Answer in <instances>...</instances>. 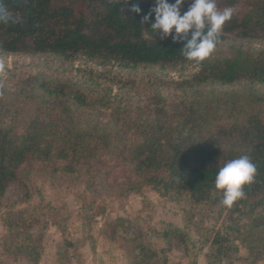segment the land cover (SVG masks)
Wrapping results in <instances>:
<instances>
[{"label":"trees","instance_id":"obj_1","mask_svg":"<svg viewBox=\"0 0 264 264\" xmlns=\"http://www.w3.org/2000/svg\"><path fill=\"white\" fill-rule=\"evenodd\" d=\"M133 2L142 10L139 15L125 8L123 0H0V55L49 57L52 62L44 65L50 72L44 68L32 72L15 89L0 75V199L13 183L28 189L19 178L27 161L63 162L56 170L84 176L93 194L80 214L89 231L94 213L89 217L86 213L106 191L97 168L100 156L108 153L122 159L134 176L120 194L148 187L183 206L186 229L157 232L167 247L140 245L134 250L133 264H167L172 240L185 246L188 227L203 236L207 264H221L239 249L241 235L235 226L240 220L247 219L252 228L264 226V215L255 213L264 206V45L252 46L258 38L254 27L264 35V0H216L218 11L228 7L235 11L224 24L214 52L194 65L196 70L189 76L171 80L184 100H195L186 111L188 117L170 119L164 87L154 92L152 119L151 115L132 118L126 111L127 120L118 124L126 110L121 104L132 87L131 73L155 66L193 65L181 54L179 43L170 37L159 39L150 24L140 23L152 0ZM241 2L243 11L237 8ZM76 3L84 4L87 11L78 14ZM234 33L241 42L223 47ZM176 99L170 104H176ZM20 103H32L35 111L18 132L15 110ZM110 109L116 117L104 122L101 114ZM93 110L95 115L89 113ZM121 125L136 130L129 145L115 151L126 141ZM241 155L251 159L256 173L244 186L243 198L226 207L222 191L215 188V176L226 161ZM212 212L228 224L206 229L204 220ZM33 214L28 208L10 214L3 250L7 257L39 264L42 250L29 231ZM260 243L264 249V235ZM63 245L73 250L76 242L66 240Z\"/></svg>","mask_w":264,"mask_h":264},{"label":"rangeland","instance_id":"obj_2","mask_svg":"<svg viewBox=\"0 0 264 264\" xmlns=\"http://www.w3.org/2000/svg\"><path fill=\"white\" fill-rule=\"evenodd\" d=\"M251 1L260 2V0ZM237 8L243 11V2ZM75 9L78 14L87 11L86 6L81 3H76ZM254 30L257 31L258 38L252 46L261 47L264 45L263 32L256 27ZM240 42V38L234 33L228 35V41L223 47ZM0 65H2L0 75L7 79L12 89H15L20 86V79L32 72L41 71L44 65L49 67L52 62L49 57L0 55ZM51 70L44 68L42 71ZM195 70L194 65L165 69L155 66L140 68L131 73L130 81L133 88L127 90L128 98L121 104L126 110L122 111L118 124L127 120L124 118L128 117L125 115L126 111L132 118L143 120L151 115L152 119L156 114L154 92L156 89L162 91L164 87L165 95L169 96V105L166 104L165 107L170 119L177 122L188 117L187 109L195 104V100H184L180 91L174 90L175 84L171 83V80L179 81L181 77H187ZM230 89L232 87L224 90ZM172 95H177L178 99L173 98ZM173 99L178 102L172 105L170 103ZM34 107L32 103L18 105L15 110V128L18 132L24 130L29 118L34 116ZM222 110L223 108L218 109L219 115L223 113ZM93 112L94 110L89 113L95 115ZM180 114L185 115L177 117ZM101 116V119H106L104 122L116 117L113 109L103 111ZM135 130V128L128 130L126 126L121 125L120 132L124 134L126 141L113 150L121 151L129 145L131 134H134ZM100 159L101 165L97 168V172L106 191L86 213L88 217L94 213L92 222L90 221L92 228L89 231L83 227L84 219L80 214L82 211L85 212V206L94 197L86 188L84 176H68L58 171L64 165L60 161L31 159L22 166L19 178L26 182L28 189L13 183L0 199V264H32L24 259L7 257L3 250V245L7 244L9 216L24 208L34 211L29 231L33 233L42 250L39 264H133L134 250L140 245H151L157 249L167 247L165 240L158 234L160 231L186 229L181 204L159 196L148 187L138 192L120 194L118 191L128 180L134 178L133 174L120 158L104 153ZM27 194L29 196L25 199ZM255 213L263 216L264 206L258 207ZM223 222L225 221L221 218L217 219L212 212L210 217L204 220V226L210 230L214 225L223 227ZM188 228L189 237L185 246L175 239L172 240L171 248L167 253V264H207L205 255L208 249L203 236L197 229ZM235 229L241 235V242H238L239 249L224 257L221 264H264V249L260 243V238L264 235V226L252 228L247 219H242ZM66 240L76 242V247L73 250H66L63 245ZM76 254L79 259L75 257Z\"/></svg>","mask_w":264,"mask_h":264},{"label":"clouds","instance_id":"obj_3","mask_svg":"<svg viewBox=\"0 0 264 264\" xmlns=\"http://www.w3.org/2000/svg\"><path fill=\"white\" fill-rule=\"evenodd\" d=\"M123 3L131 13L139 15L142 11L133 0ZM234 11L232 7L218 11L216 0H152V7L140 23L150 24L159 39L170 37L173 43H179L185 60L199 65L214 52L221 30ZM255 173L256 166L247 155L226 161L214 181L215 188L222 191V204L231 207L243 198L244 186L252 182Z\"/></svg>","mask_w":264,"mask_h":264}]
</instances>
